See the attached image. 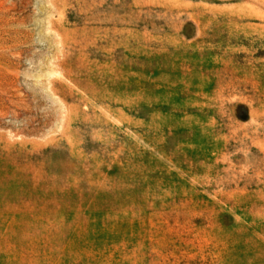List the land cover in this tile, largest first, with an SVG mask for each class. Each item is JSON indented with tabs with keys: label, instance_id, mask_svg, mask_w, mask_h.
I'll return each mask as SVG.
<instances>
[{
	"label": "rangeland",
	"instance_id": "obj_1",
	"mask_svg": "<svg viewBox=\"0 0 264 264\" xmlns=\"http://www.w3.org/2000/svg\"><path fill=\"white\" fill-rule=\"evenodd\" d=\"M0 264H264V0H0Z\"/></svg>",
	"mask_w": 264,
	"mask_h": 264
}]
</instances>
